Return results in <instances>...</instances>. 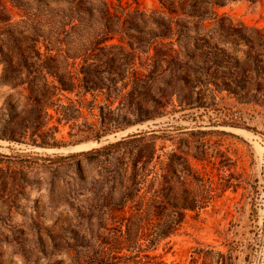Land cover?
<instances>
[{
	"label": "rangeland",
	"instance_id": "obj_1",
	"mask_svg": "<svg viewBox=\"0 0 264 264\" xmlns=\"http://www.w3.org/2000/svg\"><path fill=\"white\" fill-rule=\"evenodd\" d=\"M101 1L0 0V264H264V0H105L117 12L108 45L137 49V65L154 72L138 94L140 113L122 106V84L112 86L115 124L97 141L93 96L80 117L59 122L49 108L48 121L31 88L41 98L58 83L28 66L38 51L55 56L62 24L92 21L87 11ZM145 113L155 118L137 122ZM139 133L151 140L116 145ZM130 159H153L137 187L124 172ZM187 165L212 176L218 197L148 252L157 259L108 255L127 232L122 198L150 183L163 193L167 176L181 200Z\"/></svg>",
	"mask_w": 264,
	"mask_h": 264
},
{
	"label": "trees",
	"instance_id": "obj_2",
	"mask_svg": "<svg viewBox=\"0 0 264 264\" xmlns=\"http://www.w3.org/2000/svg\"><path fill=\"white\" fill-rule=\"evenodd\" d=\"M87 12L93 18L92 21L81 15L69 17V22L63 23L59 29L57 42L60 45L55 56H46L43 60L44 54L38 51V61L30 64L28 69L33 78L48 74L58 83V86L54 87L55 91L41 98L37 91L31 88L34 97L45 107L48 121L55 119L56 115L57 121H66V123L80 117L83 108L88 104L86 97L91 94L93 96L89 102L91 113L99 120L98 130H94L96 133L91 138L100 141L115 124L111 117H107L108 114L113 113L117 101L112 95V86L122 84L123 89L128 90L127 94L122 96L121 103L122 106H126V111H135L134 107L140 105L138 101L140 90H147L151 86L150 76L154 72V66H138L137 60L140 59V55L133 47L130 51L122 46L108 45L117 34L114 21L117 12L108 2L102 0L99 5L93 4ZM95 13L99 16L94 18ZM98 23L105 29L98 32L95 27ZM86 24L95 27L88 35L78 31V28ZM83 37L88 41V47L69 46V43H73L72 39L81 40ZM22 52L25 50L22 49ZM141 68L146 71H142ZM65 93L75 94L76 99L68 97ZM59 94L65 96L66 104L58 103ZM49 108H55L56 115L48 114ZM95 110H99L100 114H94ZM137 111L141 112L140 106ZM145 114L137 122L155 118V115ZM131 124L134 123L128 122L124 126ZM135 139H142L145 143L151 140V137H147V133H139L128 136L116 145ZM152 161L153 159H130L129 162L124 163V172L126 174L130 172L132 185L137 187L145 181L151 172ZM184 171L189 177L191 188L184 190L185 195L181 200L177 197L175 182L167 176H165L167 185L163 193H157L150 183L148 190L143 194L137 189L134 191L132 189L122 198L123 208L129 214L125 219L127 232L123 241L111 245L108 255L124 251L135 252V256H128V259H132L135 263H139L141 257L157 259L158 256H150L148 252L156 251L162 240L177 235L189 212L199 216L218 197L219 187L212 176H202L191 165H187ZM217 254L222 256L220 252ZM162 263L161 261L155 264ZM194 264H197L196 260ZM205 264L217 263L206 261Z\"/></svg>",
	"mask_w": 264,
	"mask_h": 264
},
{
	"label": "bare ground",
	"instance_id": "obj_3",
	"mask_svg": "<svg viewBox=\"0 0 264 264\" xmlns=\"http://www.w3.org/2000/svg\"><path fill=\"white\" fill-rule=\"evenodd\" d=\"M241 133H244V132H241ZM93 143H90V144H83V145H80V146H77V147H74L75 149H81V148H84V147H89V146H92Z\"/></svg>",
	"mask_w": 264,
	"mask_h": 264
}]
</instances>
